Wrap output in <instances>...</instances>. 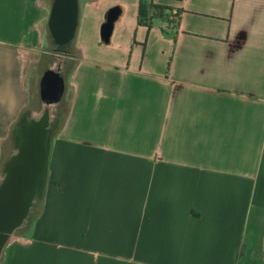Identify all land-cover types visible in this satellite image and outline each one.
Here are the masks:
<instances>
[{
  "label": "crops",
  "instance_id": "obj_1",
  "mask_svg": "<svg viewBox=\"0 0 264 264\" xmlns=\"http://www.w3.org/2000/svg\"><path fill=\"white\" fill-rule=\"evenodd\" d=\"M138 2L77 0L63 41L55 0H0V173L20 117L57 109L38 213L9 255L264 264V0H165L177 29L139 26Z\"/></svg>",
  "mask_w": 264,
  "mask_h": 264
},
{
  "label": "water",
  "instance_id": "obj_2",
  "mask_svg": "<svg viewBox=\"0 0 264 264\" xmlns=\"http://www.w3.org/2000/svg\"><path fill=\"white\" fill-rule=\"evenodd\" d=\"M77 0H55L51 25L59 39L68 41L76 25ZM51 71L43 77L49 85ZM56 76L60 80L58 72ZM54 117L48 106L27 114L17 124L13 149L0 173V259L16 231L31 219L45 180Z\"/></svg>",
  "mask_w": 264,
  "mask_h": 264
},
{
  "label": "trees",
  "instance_id": "obj_3",
  "mask_svg": "<svg viewBox=\"0 0 264 264\" xmlns=\"http://www.w3.org/2000/svg\"><path fill=\"white\" fill-rule=\"evenodd\" d=\"M164 1L165 0H139L137 24L139 26L150 27L153 21L165 19L167 24L172 29H177L182 12L178 9L173 10L172 7L162 3ZM173 11H175L174 18H176V21L171 22L168 20V17ZM26 115L27 113H24L20 117V120L23 119ZM20 120L18 121V123L20 122Z\"/></svg>",
  "mask_w": 264,
  "mask_h": 264
},
{
  "label": "rangeland",
  "instance_id": "obj_4",
  "mask_svg": "<svg viewBox=\"0 0 264 264\" xmlns=\"http://www.w3.org/2000/svg\"><path fill=\"white\" fill-rule=\"evenodd\" d=\"M57 112V109H54L53 110V115ZM52 134H53V131H52ZM51 138H52V135H51ZM51 140V139H50ZM43 194V192H42ZM42 194L40 196V198L37 200L36 202V205H35V208L33 210V213H32V216H31V219L29 220L28 224L26 227L29 226L30 222L32 220H35L34 217L35 215H37L38 213V209H39V206H40V202H41V198H42ZM33 218V219H32ZM15 235H18V236H27L28 235V230H24V229H21V230H18L16 231V233L14 234ZM8 245L7 244L4 248V251H3V255H2V258L0 259V264H39V259H38V252H30V253H26L25 252V255L26 257L24 259H18V257L16 255H12L10 256L9 252V248H8ZM28 254V256H27ZM65 262L63 264H67L69 263L70 261L69 260H64Z\"/></svg>",
  "mask_w": 264,
  "mask_h": 264
},
{
  "label": "flooded vegetation",
  "instance_id": "obj_5",
  "mask_svg": "<svg viewBox=\"0 0 264 264\" xmlns=\"http://www.w3.org/2000/svg\"><path fill=\"white\" fill-rule=\"evenodd\" d=\"M59 79L56 76L55 70H51V75L49 79V85L48 87H44L43 90V96L46 99H54L59 91Z\"/></svg>",
  "mask_w": 264,
  "mask_h": 264
},
{
  "label": "built area",
  "instance_id": "obj_6",
  "mask_svg": "<svg viewBox=\"0 0 264 264\" xmlns=\"http://www.w3.org/2000/svg\"><path fill=\"white\" fill-rule=\"evenodd\" d=\"M174 15H175V11H173L172 13H171V15L168 17V20L169 21H176V18H174ZM179 22H180V20H179Z\"/></svg>",
  "mask_w": 264,
  "mask_h": 264
}]
</instances>
